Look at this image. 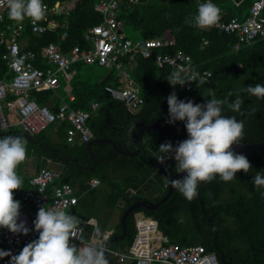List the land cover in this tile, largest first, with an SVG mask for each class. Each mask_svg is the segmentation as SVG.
<instances>
[{
    "label": "trees",
    "instance_id": "1",
    "mask_svg": "<svg viewBox=\"0 0 264 264\" xmlns=\"http://www.w3.org/2000/svg\"><path fill=\"white\" fill-rule=\"evenodd\" d=\"M96 1L43 0L50 6L58 3L60 14L54 15V18L59 25L54 30L41 34H34L29 28L23 32V48L36 53L35 64L49 66L41 56L42 47L49 42L58 44L63 50H68L74 45H86L84 31L102 20L101 15L94 9ZM213 1L222 8L224 17L229 19L233 16L246 17L253 0ZM204 2L205 0H141L137 5L121 6L119 13L125 28L134 33L132 38H161L173 41L172 46L164 47L161 51L172 53L181 49L190 55L194 69L209 71L206 83L199 88L195 82V88L192 90H185L180 86L173 90L165 79L173 69L169 66L159 67L153 60L137 55L133 61L122 59L124 68L138 86L143 98V103L134 113L129 112L123 103L112 98L104 89L107 84L121 83L115 68H106L115 72H109L103 79L96 80L93 79L94 65L83 63L73 65L70 69V79L64 81L60 78L61 83L56 90L33 91L32 98L41 105L49 103L50 109L56 111L60 104L57 97L70 91L73 98L67 99L69 105L90 113L87 126L92 138L108 136L125 150L135 149L133 139L141 125L157 121L187 139L185 122H167L170 119L167 97L173 91L180 100L202 104L211 98H225L229 92H235L248 85L264 84V39L258 38L248 44L241 43L239 48L234 50L233 45L237 41L234 34L218 29L205 31L191 26L189 21L197 14L198 5ZM262 15L264 16V11ZM28 19L25 18L21 22L27 23ZM64 21L68 23L67 36L61 39L65 29L61 24ZM5 22L17 21L9 19L7 13ZM2 29L3 23L0 22V31ZM2 55L3 48L0 47V78L8 77V63ZM241 98L243 115L232 112L226 106L222 114L226 117L235 116L238 121L244 122V137L240 142L253 143L264 140V100L250 97L246 92H241ZM228 99L231 101L235 97ZM92 103H97L95 110L91 109ZM68 126V122L50 125L35 135H29L14 126L0 133V138L20 133L17 136L23 137L27 142V156L36 158L37 170L43 168L48 160L56 163L60 179L53 185L67 182L74 188L78 197L77 203L69 213L80 218L85 234L90 233L92 226L88 224V220L94 217L100 230L97 237L99 238L105 230L112 229L109 237L111 238L122 232L120 218L127 206L139 199L156 202L166 193L168 179L176 172L175 161L169 159L161 164L156 158L162 155L158 151L161 144L171 142L175 147L177 143L160 129L145 130L142 133L140 152L134 156L116 152L109 143H93L91 151L96 166L91 168L93 160L86 143L66 141ZM49 129L55 132L56 139L53 140L47 134ZM58 156L73 160L59 159ZM245 156L252 165L248 173L238 172L230 182H224L217 176L211 182L203 183L200 196L204 202L205 214L201 209L198 193L192 201H188L174 189L169 198L156 208L146 209L139 206L131 211L125 220V237L112 242L108 247L118 249L130 245L136 232L134 214L143 212L157 221L162 232V243L165 245L201 244L206 250L214 251L218 259L222 252L229 264H264V195L261 194L264 189L257 190L252 183L257 172H264V152ZM17 173L23 183L21 189L14 192V198L20 199L22 193L29 188L30 177L24 174L22 169ZM91 178L99 179L100 184L105 185L108 191L96 187L89 188ZM120 201L123 204L118 221L110 226L108 218L101 214V210L103 207L111 210L119 207ZM212 224L217 228L215 238ZM128 264L134 263L132 261Z\"/></svg>",
    "mask_w": 264,
    "mask_h": 264
},
{
    "label": "built area",
    "instance_id": "2",
    "mask_svg": "<svg viewBox=\"0 0 264 264\" xmlns=\"http://www.w3.org/2000/svg\"><path fill=\"white\" fill-rule=\"evenodd\" d=\"M141 0H97L94 4L95 11L101 15V22L89 27L83 33L86 42L84 47L74 45L68 50H63L54 43L49 42L41 49V56L46 67L35 64L37 55L22 45L23 32L26 28L34 34H41L54 30L58 21L54 15H59L58 3L50 6L43 2L45 15L40 21L33 23L29 18L27 23L17 21L5 22L8 13L7 0H0V22L3 29L0 31V47L3 48L2 58L8 63V77L0 78V133L17 126L29 135H35L47 129L50 125L68 122L65 138L67 142L86 143L92 133L87 126L89 112L80 108H72L67 99L73 95L70 91L60 100L59 107L52 111L47 104H39L32 98L33 91L56 90L60 86V78L68 81L71 77L70 69L77 63L85 65H98L105 68H115L119 85L107 84L104 89L117 101L123 103L126 109L134 113L138 111L143 98L139 88L124 68L122 59L133 61L137 55L153 60L157 66H169L173 70H182V73L197 72L204 79L210 75L209 71L194 69L191 57L183 50L177 49L172 53L161 51L164 47L173 45V41L161 38H130L125 33V25L119 18L121 6L137 5ZM206 2V0H205ZM204 2V3H205ZM220 10L217 22L207 28L218 29L222 32L232 33L237 37L233 49L239 48L241 43H251L255 39H264V0H253L244 18L233 16L226 19L222 8L211 0ZM68 14V12H65ZM64 31L61 39L67 36L68 23L61 24ZM206 42V41H205ZM195 82L185 84L182 88L192 90ZM180 86V85H176ZM175 86V87H176ZM173 90L175 87L171 86ZM181 87V86H180ZM97 103L91 104L95 110ZM60 179V171L43 167L33 173L29 178V188L22 193L20 199L19 222H25L31 230L28 235L12 233L6 228H0V251L10 252L11 256L0 258V264H12V256L18 255L30 242L38 239L35 231L34 220L41 207L53 210L61 209L69 212L77 203L78 197L74 188L67 182L54 184ZM100 184L99 179L91 178L89 188ZM52 186L51 188H48ZM136 232L130 245L111 249L105 246L112 234V229L105 230L98 238L93 226L98 227L96 218H90L88 224L92 226L89 234L84 236L89 241H95L105 248V253L116 264H220L214 251L206 250L201 244L180 245L178 243H162V232L157 221L143 212L134 214ZM72 243L79 244L78 240ZM108 261V260H107Z\"/></svg>",
    "mask_w": 264,
    "mask_h": 264
},
{
    "label": "clouds",
    "instance_id": "3",
    "mask_svg": "<svg viewBox=\"0 0 264 264\" xmlns=\"http://www.w3.org/2000/svg\"><path fill=\"white\" fill-rule=\"evenodd\" d=\"M7 6L8 17L14 21L30 18L36 23L45 15L43 0H7ZM219 12L211 0H206L198 5L197 14L189 23L193 27L207 29L217 22ZM165 79L173 87L197 82L199 88L206 83L199 73L187 74L179 69L170 72ZM241 92L264 100V84L248 85L229 92L225 98H211L202 104L180 100L175 91L167 97L170 117L167 122H185L188 138L175 147L171 142L161 144L158 151L162 155L156 160L164 164L166 160L174 159L175 171L185 175L181 179H170L169 184L188 201L197 196L201 183L211 182L217 176L224 182H230L238 172L248 173L252 168L245 155L233 151V145L240 144L244 137V122L238 121L235 116L222 114L226 106L232 112L243 115ZM233 96L235 99L230 101L228 97ZM26 143L21 136L0 138V228L24 235L31 230L25 222L18 223L21 205L14 198V192L21 189L23 183L17 168L26 159ZM252 183L257 190L264 189V172H257ZM261 194L264 195V192ZM33 223L38 239L12 256V264H108L105 248L84 236L78 216L45 206L39 209ZM93 227L99 235V228ZM74 239L79 244L72 243ZM11 255L10 252L0 251V258Z\"/></svg>",
    "mask_w": 264,
    "mask_h": 264
},
{
    "label": "water",
    "instance_id": "4",
    "mask_svg": "<svg viewBox=\"0 0 264 264\" xmlns=\"http://www.w3.org/2000/svg\"><path fill=\"white\" fill-rule=\"evenodd\" d=\"M154 129H160L163 130L164 132L167 133V135L172 139L173 142L175 143H179L183 140H185L184 138L180 137L179 135H177L169 126H167L166 124H163L160 121L154 122V123H149L146 125H141L135 132V137L133 139L134 144H135V149L134 150H125L122 149L112 138L108 137V136H103V137H99V138H91L88 142H86V148L88 149L90 156L93 160V165L91 166V168L96 166V160L95 157L91 151V145L93 143H109L111 144L112 148L118 152L121 153L123 155H129V156H134L137 155L140 152V148H141V144H142V133L145 130H154ZM20 133H18L17 135H19ZM17 135H13V136H17ZM233 151L236 152L237 154H256V153H261L264 152V140L262 141H257V142H253V143H242L240 142V144L238 145H233ZM59 159H64V160H73L71 158H63L61 156H58ZM183 175H185L184 173H173L170 178L168 179V184H167V191L166 193L160 198L158 199L156 202H152L150 200L147 199H139L136 200L134 202H132L129 206H127L124 211L121 214V218H120V223L122 225V232L118 233L114 236H112L111 238H109V240H107L105 242V246H109L112 242L117 241V240H122L125 237L126 234V217L129 215V213L131 211H133L134 209H136L139 206L145 207L146 209H154L156 208L159 204L164 203L169 196L171 195V193L173 192L174 188L171 187V185L169 184V180L170 179H181L183 177ZM203 183H201L200 185H198V196H199V202L201 205V209L203 211V213L205 214V207H204V202L200 196V190L202 187ZM129 196V193H127V197ZM214 226V238L217 236V228L215 227L214 224H212ZM219 260L221 263L224 264H229V261L225 260L224 258V254L222 252H220L219 254ZM105 257L108 260V264H113L112 260L108 257V255L105 253Z\"/></svg>",
    "mask_w": 264,
    "mask_h": 264
},
{
    "label": "rangeland",
    "instance_id": "5",
    "mask_svg": "<svg viewBox=\"0 0 264 264\" xmlns=\"http://www.w3.org/2000/svg\"><path fill=\"white\" fill-rule=\"evenodd\" d=\"M125 33L128 37H131V38H132V36L134 37V33L131 30H129L128 28H125ZM92 70H93V79H96V80L103 79L107 75V73H109V72H115L113 70H109V69L99 67L96 65L92 66ZM47 134L53 140L56 139V135H55V132L53 130H51V129L47 130ZM26 148H27V144H26ZM27 150H28V148H27ZM23 165H24V161L18 166L17 171L18 170L21 171V169H23ZM36 165H37V161H36V158L34 156L27 158L26 167L29 168L30 172H34ZM46 166L49 168L59 170L58 165L56 163L49 161V160L47 161V163L43 167H46ZM115 175L117 176V174H115ZM96 188H98L102 191L105 190V192L108 191V189L105 185L99 184ZM122 204H123V202L120 201L119 205H122ZM119 211H120V207H115L112 210L108 209L107 207H103V209L101 210V214L108 218V224L110 226H112V225L116 224L118 221Z\"/></svg>",
    "mask_w": 264,
    "mask_h": 264
},
{
    "label": "crops",
    "instance_id": "6",
    "mask_svg": "<svg viewBox=\"0 0 264 264\" xmlns=\"http://www.w3.org/2000/svg\"><path fill=\"white\" fill-rule=\"evenodd\" d=\"M14 127V126H13ZM92 138V137H91ZM29 157H31V156H26V159L24 160V165H23V173L24 174H26V175H28V177H30L33 173H35L36 171H38L37 169H36V167H37V165H36V167H35V170H34V172H30L29 171V168L28 167H26V160H27V158H29ZM47 167V166H46ZM41 169V168H40ZM53 169V168H52ZM59 171V170H58ZM122 205H119V207H121ZM73 208V207H72ZM71 208V209H72ZM120 212V211H119ZM112 260V259H111ZM112 262H113V264L115 263L114 262V260H112ZM127 264V263H126Z\"/></svg>",
    "mask_w": 264,
    "mask_h": 264
},
{
    "label": "flooded vegetation",
    "instance_id": "7",
    "mask_svg": "<svg viewBox=\"0 0 264 264\" xmlns=\"http://www.w3.org/2000/svg\"><path fill=\"white\" fill-rule=\"evenodd\" d=\"M124 211V210H123Z\"/></svg>",
    "mask_w": 264,
    "mask_h": 264
}]
</instances>
